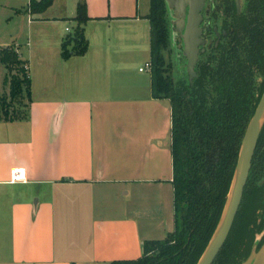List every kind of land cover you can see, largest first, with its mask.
<instances>
[{
  "label": "crops",
  "instance_id": "1",
  "mask_svg": "<svg viewBox=\"0 0 264 264\" xmlns=\"http://www.w3.org/2000/svg\"><path fill=\"white\" fill-rule=\"evenodd\" d=\"M86 1L89 48L64 59L79 0L41 13L0 0V48L16 47L31 78L26 116L0 120V264L136 260L152 240L142 221L175 227L172 107L141 70L150 0ZM7 75L0 62V87Z\"/></svg>",
  "mask_w": 264,
  "mask_h": 264
},
{
  "label": "trees",
  "instance_id": "2",
  "mask_svg": "<svg viewBox=\"0 0 264 264\" xmlns=\"http://www.w3.org/2000/svg\"><path fill=\"white\" fill-rule=\"evenodd\" d=\"M55 0H30L27 11L41 13ZM153 95L172 107L174 230L163 239L146 240L143 256L109 264H197L222 217L235 175L242 141L264 92V0H246V20L218 46L201 52L193 82H176L166 51L170 21L166 0H150ZM86 0H79L76 26L62 43V56L84 55L89 43ZM10 98L31 101L29 63L16 47L0 48ZM20 72V73H19ZM21 74V75H20ZM262 77V81H260ZM29 104V103H28ZM8 97L0 108L10 116ZM20 119V118H18ZM264 230V127L243 200L230 235L213 264H242L257 232ZM259 243L258 249L263 245Z\"/></svg>",
  "mask_w": 264,
  "mask_h": 264
},
{
  "label": "water",
  "instance_id": "3",
  "mask_svg": "<svg viewBox=\"0 0 264 264\" xmlns=\"http://www.w3.org/2000/svg\"><path fill=\"white\" fill-rule=\"evenodd\" d=\"M176 17V31L181 33L184 42V55L187 58V73L193 82L197 76L196 64L199 60L200 48L204 44L201 38L203 28L201 14L205 0H167ZM264 127V92L246 129L240 155L232 181L231 189L220 222L207 248L197 264H213L225 245L237 214L239 212L245 188L252 168L257 144ZM242 264H264V243L258 249L255 246L250 256Z\"/></svg>",
  "mask_w": 264,
  "mask_h": 264
},
{
  "label": "rangeland",
  "instance_id": "4",
  "mask_svg": "<svg viewBox=\"0 0 264 264\" xmlns=\"http://www.w3.org/2000/svg\"><path fill=\"white\" fill-rule=\"evenodd\" d=\"M69 3L72 4L70 1H69ZM73 6L76 7L75 3H73ZM147 7H148L147 0H144L143 1V8L146 9ZM167 10H168V15H169L171 33H170V45L166 51V57L168 59V62L172 63V72H173V78L175 79V81L176 82L186 81L187 79H189V75L187 73V58L184 55V47H183V45H181L180 36L174 28L175 22H176V17L173 13V9L170 8L168 1H167ZM60 22L63 25L66 24V25L72 26V24L69 22H66V20H60ZM19 42H22V44H25L24 46H26L27 38L25 37L24 34L20 37ZM144 66H146V65H144ZM260 81H262V77H260ZM10 89H11V87H10L9 82H7L6 84L4 83L0 87V92L3 95H5L6 97H8V99H9L10 107L8 109H9L10 114H11L10 116L11 117L14 116L15 119L24 118L26 116V113L28 110V103H29L27 95L24 94V96H22L21 98H19L17 100H13L12 98H10V95H9ZM4 119H5V116H4V114L0 108V120H4ZM0 122H2V121H0ZM103 212H104V214H109L110 210L107 212L106 211H103ZM170 219H168V220H170ZM155 224L156 223H154V222H147V221L141 222V226L144 228V231L142 229L143 234H146L147 231H149V230L152 231L150 233V235H148L149 239H154V240L163 239L167 236L166 230H168L170 228L169 230L172 231L174 228V226L172 227V225H170L169 228L164 227L165 225H163L162 227L159 228ZM263 239H264V230H262L261 232H257L256 236H255L254 247L258 246L259 243Z\"/></svg>",
  "mask_w": 264,
  "mask_h": 264
},
{
  "label": "flooded vegetation",
  "instance_id": "5",
  "mask_svg": "<svg viewBox=\"0 0 264 264\" xmlns=\"http://www.w3.org/2000/svg\"><path fill=\"white\" fill-rule=\"evenodd\" d=\"M174 13V11H173ZM203 21L201 27L203 33L201 38L204 44L200 45L201 50L210 46H218L226 38H229L231 31L238 24H244L246 18V0H205L201 12ZM176 30V25H175ZM181 45L184 42L179 31Z\"/></svg>",
  "mask_w": 264,
  "mask_h": 264
},
{
  "label": "built area",
  "instance_id": "6",
  "mask_svg": "<svg viewBox=\"0 0 264 264\" xmlns=\"http://www.w3.org/2000/svg\"><path fill=\"white\" fill-rule=\"evenodd\" d=\"M145 69H151V62L147 63L145 67H143L141 70Z\"/></svg>",
  "mask_w": 264,
  "mask_h": 264
}]
</instances>
